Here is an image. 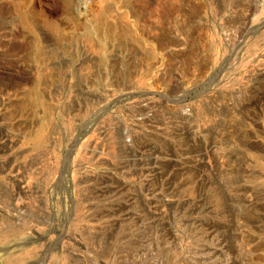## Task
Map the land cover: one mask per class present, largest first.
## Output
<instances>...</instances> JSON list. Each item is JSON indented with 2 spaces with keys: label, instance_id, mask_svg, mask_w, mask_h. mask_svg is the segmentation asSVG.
Returning <instances> with one entry per match:
<instances>
[{
  "label": "rangeland",
  "instance_id": "1",
  "mask_svg": "<svg viewBox=\"0 0 264 264\" xmlns=\"http://www.w3.org/2000/svg\"><path fill=\"white\" fill-rule=\"evenodd\" d=\"M0 264H264V0H0Z\"/></svg>",
  "mask_w": 264,
  "mask_h": 264
}]
</instances>
